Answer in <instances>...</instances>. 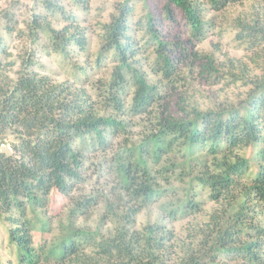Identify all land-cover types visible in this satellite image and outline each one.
Segmentation results:
<instances>
[{
  "label": "trees",
  "instance_id": "obj_1",
  "mask_svg": "<svg viewBox=\"0 0 264 264\" xmlns=\"http://www.w3.org/2000/svg\"><path fill=\"white\" fill-rule=\"evenodd\" d=\"M67 1L39 0L41 9L22 27L8 9L0 13V138H16L11 152L0 151V243L9 264H264V12L251 5L232 17L247 51V61L232 62L215 56L217 45H194L214 24L208 11L244 0H160L138 29L133 1H118L97 34L94 64L106 54L114 63L107 80L94 81L93 98L72 82L86 73L81 64L73 63L72 81H58L35 70L41 64L27 45L16 69L7 60L11 37L30 45L44 37L64 60L88 56L79 20L89 0ZM149 49L153 81L140 58ZM192 74L202 82L227 78L246 90L232 101L211 97L204 107L179 92L171 112L166 93ZM134 117L141 126L136 141L126 135ZM117 137L98 163L100 171L110 163L116 177L101 201L79 189L86 154L105 153ZM198 187L207 191L209 211L201 209ZM157 201L156 219L136 228V215ZM101 202L95 227L77 225ZM182 217L188 219L181 233L168 227Z\"/></svg>",
  "mask_w": 264,
  "mask_h": 264
},
{
  "label": "rangeland",
  "instance_id": "obj_2",
  "mask_svg": "<svg viewBox=\"0 0 264 264\" xmlns=\"http://www.w3.org/2000/svg\"><path fill=\"white\" fill-rule=\"evenodd\" d=\"M63 3H68L67 0H60ZM118 1L122 0H89L88 10L84 13H81V18L79 24L81 27H84L86 37L89 39V47L87 55L93 53L89 59L91 60L92 66L88 65V56L77 55L76 57H71L68 60L62 59L60 55L56 52L50 50L47 45L46 38H39L34 44H26V40H19L16 37H11L8 42V51L9 56L7 60H13L15 62L14 69L18 67L19 60L17 58V53L23 46L32 48V51L35 55V61L41 64V66H36L35 70L41 74L48 75L54 80H64L68 79L72 81L75 78V75L72 74L73 63L81 64L86 67V73L76 74L78 80L72 81L77 87L84 86L89 90L92 97L96 96L95 84L94 81L100 80L105 81L109 77L110 70L113 66V61L111 60L110 55L105 56L104 60L100 63L99 66L94 64L95 53L98 52L99 45L97 44L98 31L100 24L103 22L109 21L110 14L114 11V5ZM134 5V11L131 16V23L133 28L138 29L137 23L142 20L145 16L147 10L156 11L160 7V0H148L146 2L142 0H132ZM251 5H253V10H259L260 13L264 12V0H244L241 3L230 4L222 11L215 12L213 10L208 11L207 16L214 17V24L210 31H208L207 38L201 43L195 44L197 51H211L215 48V45L218 46L219 50L216 51L215 56L219 58L220 61L230 60L235 61L241 59L247 61V51L244 49V44L240 43L236 39V28L231 25V19L234 15L239 12H249L251 10ZM255 7V8H254ZM41 9L39 0H0V13L3 9H8L14 14L15 19L18 22L19 27L23 26V22L31 16V12ZM56 21V20H53ZM54 22L55 26L62 25V22ZM166 29V28H165ZM167 30V29H166ZM136 36L141 38L142 31L136 30ZM167 32V31H164ZM183 35V34H182ZM150 50V49H149ZM142 51L140 58L142 63L145 65V70L149 73V77L154 79L155 74L151 73L150 66L154 63L155 55L152 54L150 50ZM75 55L74 51H72ZM6 60V61H7ZM88 65V66H87ZM11 76L13 75L12 71H9ZM13 77V76H12ZM195 74L185 76L182 86L177 87L175 90H168L166 93V100L168 101V106L170 107L171 112H175L174 101L176 100V95L179 92H183L184 95H190L191 99L197 100L198 103L206 105L211 97H215L218 100H234L238 93H242L246 88L240 83H232L230 79L219 77L215 78V83H213V78L208 81H201L196 78ZM211 82V83H210ZM187 93V94H186ZM206 103V104H205ZM139 121L138 117H134L131 120L130 126L126 127V135L128 140H135L139 137L141 132V126L137 124ZM126 137V136H125ZM122 137L114 138L112 144H110L105 153H102L101 150L91 151L86 154V170L83 171L84 179L81 180L79 189H83L84 193L94 192V195L99 196V199H103L110 193L112 186L115 184L116 177L110 173V163L106 164L103 167V170L100 171L101 167L98 163L104 164L106 159L111 152L114 151L116 143L121 141ZM12 142H16V138L13 134L6 133V135L0 138V151L11 152L12 151ZM130 142V141H129ZM173 189L178 188V182H172ZM199 199L201 204V209L209 211L212 206V202L208 200L206 189L199 188ZM160 201L150 204L148 207H145L141 212L136 215V228L140 227L142 224L153 221L158 215V203ZM104 202L100 203L97 208L88 216L82 217L77 220V225L83 224L89 227H95L97 224L96 219L98 218L100 212L103 209ZM57 206L52 205L51 212H55ZM64 217V216H63ZM188 218L185 217L178 218L172 222H168V227L175 229L177 233H181L182 227L187 221ZM57 218L53 223L57 222ZM5 226L0 220V240L5 237ZM58 226L55 224L53 233H57ZM52 233V234H53ZM36 247H43L41 243L35 242ZM10 255H8L7 244L6 242L0 243V264H9Z\"/></svg>",
  "mask_w": 264,
  "mask_h": 264
}]
</instances>
